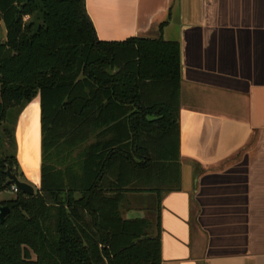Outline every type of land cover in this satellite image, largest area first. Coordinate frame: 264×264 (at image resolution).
<instances>
[{"label":"trees","instance_id":"16d2710c","mask_svg":"<svg viewBox=\"0 0 264 264\" xmlns=\"http://www.w3.org/2000/svg\"><path fill=\"white\" fill-rule=\"evenodd\" d=\"M0 20V192L19 168L18 116L38 95L42 135L40 190L0 201V264H161L148 219L121 207L179 183L180 43L100 40L86 0H0Z\"/></svg>","mask_w":264,"mask_h":264},{"label":"crops","instance_id":"0c3cea01","mask_svg":"<svg viewBox=\"0 0 264 264\" xmlns=\"http://www.w3.org/2000/svg\"><path fill=\"white\" fill-rule=\"evenodd\" d=\"M86 8L100 40L181 46L179 183L128 193L123 216L148 219L161 264H264V0H86ZM15 138L19 162L40 182L39 95L22 109Z\"/></svg>","mask_w":264,"mask_h":264},{"label":"rangeland","instance_id":"374dc122","mask_svg":"<svg viewBox=\"0 0 264 264\" xmlns=\"http://www.w3.org/2000/svg\"><path fill=\"white\" fill-rule=\"evenodd\" d=\"M6 36H7L6 27H5L4 23L1 22V20H0V42L5 41ZM0 98H1V96H0ZM14 112L15 113L11 117V119L9 121L7 120V122H4V124H2V126H1L2 129L4 127H8L9 129H12V127L14 126V121L16 119L15 117L17 115L16 111H14ZM2 147H3V151L5 152V154L11 155L10 153L13 152L14 149H13L12 144H11V139L8 136L4 137ZM16 157H17V153H16ZM17 160H18V158H17ZM18 165H19V168H17L16 166L11 167L12 171H16L17 175L19 176L20 179L31 183L35 187V190H36L35 194H36L40 190V186H41L40 185L41 181L39 182L40 176L38 175V177H37L36 173L31 172V171L29 172V170L27 168H24L22 166V163H20L19 160H18ZM7 180H8V178H7ZM6 183H7V181H6ZM16 196H17V192H14L12 189H6V190H3L2 192H0V201L11 200V199L16 198Z\"/></svg>","mask_w":264,"mask_h":264},{"label":"water","instance_id":"95a60500","mask_svg":"<svg viewBox=\"0 0 264 264\" xmlns=\"http://www.w3.org/2000/svg\"><path fill=\"white\" fill-rule=\"evenodd\" d=\"M7 175H8V180L7 184L8 185H15L19 191H22L26 194L29 195H34L36 190L35 187L22 179L19 178L17 175L16 171H12V168L8 166L7 168ZM10 213V207L8 205H2L0 204V222L3 223L6 219V216Z\"/></svg>","mask_w":264,"mask_h":264},{"label":"built area","instance_id":"2783aa9c","mask_svg":"<svg viewBox=\"0 0 264 264\" xmlns=\"http://www.w3.org/2000/svg\"><path fill=\"white\" fill-rule=\"evenodd\" d=\"M11 189L14 191V192H18V188L15 186V185H11Z\"/></svg>","mask_w":264,"mask_h":264}]
</instances>
